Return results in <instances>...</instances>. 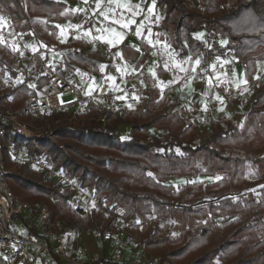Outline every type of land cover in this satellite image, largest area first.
Instances as JSON below:
<instances>
[{
	"label": "trees",
	"instance_id": "obj_1",
	"mask_svg": "<svg viewBox=\"0 0 264 264\" xmlns=\"http://www.w3.org/2000/svg\"><path fill=\"white\" fill-rule=\"evenodd\" d=\"M156 3L165 8L158 29L169 33L181 57L192 55L207 63L216 57L233 56L245 64L250 91L246 114L252 123L242 129L232 116L216 120L208 143H201L196 122H188L182 107L171 106L166 95L151 89L147 100L155 111L140 103L116 115L107 113L105 122H101V114L91 105L85 112H77L74 119L62 112L47 118L46 133L39 139L27 142L7 125L4 139L15 149L26 148L32 155L43 156L82 188L101 194L104 207L88 222L89 229L95 226L105 233L113 231L120 218L125 222L136 219L138 223L126 230L157 264H264V178L248 183L249 165L264 176V79L256 78L257 61L264 57V0ZM67 7L56 0H0V17H10L17 30L30 39L38 23L52 34L55 22L69 20L72 16ZM201 31L207 33L206 40L196 37ZM220 38L226 40L225 46ZM44 43L56 52H65L67 70L89 67L93 73L99 71V66L79 52L82 42L61 43L47 38ZM126 51L123 48L128 59ZM34 57L38 63L40 58L37 54ZM19 67L16 56L0 41V72L17 78ZM45 80L42 74L29 76L4 88L3 107H24L29 92L40 89ZM241 103L236 100L227 105L232 108ZM26 120L41 125L40 119ZM121 126L129 127L126 137ZM153 129L166 131L168 138L152 134ZM130 148L144 150L149 160L137 174L122 170ZM4 162L12 171L7 180L15 202L29 203L36 215L42 205L48 208L45 230L83 231L70 202L73 189H63L29 165L17 163L7 147ZM171 177L187 180L186 191L176 192L169 183ZM198 177L215 180L199 181ZM162 219L179 227L180 235L169 234V227L159 222Z\"/></svg>",
	"mask_w": 264,
	"mask_h": 264
},
{
	"label": "built area",
	"instance_id": "obj_2",
	"mask_svg": "<svg viewBox=\"0 0 264 264\" xmlns=\"http://www.w3.org/2000/svg\"><path fill=\"white\" fill-rule=\"evenodd\" d=\"M5 31L7 33V50L14 54L16 60L22 65L21 63L24 61L22 53L25 47L21 44L25 42L26 37L17 30L10 17ZM67 33L69 37H75L78 30L69 28ZM144 42L146 41L144 40ZM107 49H110L109 45H107ZM144 55L147 60L142 69L120 76L116 80V87L111 85V80L106 73L98 72L96 87L92 90H89L90 78L76 70H67L48 61H43L38 68L29 66L26 70L30 77L37 78L42 74L46 80L40 89H33L29 92L27 104L20 109L3 107L1 102L3 89L11 87L14 84V79L0 72V125L9 126L17 135L29 142L41 138L46 132L44 127L34 125L26 119H43L60 112L66 114L70 119H74L77 112H85L93 105L95 111L101 114V122H105L107 113L116 115L126 109L120 100V95L134 96L140 100L144 107L155 111L147 100L148 84L145 79V71L153 68V61H156L157 67L166 66L168 59L154 48L144 50ZM29 62L27 61V64ZM216 72L222 74L227 87L226 102L242 100L243 95L236 91L234 84L235 63L221 64L209 70L199 67L196 71H189L186 75L193 79L197 77L198 82L206 86L210 82L211 76ZM178 87V98L169 101V104L182 107L189 121L196 122L195 117L201 110L194 96L188 90L187 82L181 80ZM205 102L208 105L206 111L211 116L215 110V99L209 95L205 98ZM214 121L216 120L209 118V121L205 120L203 124L212 126ZM5 147L8 148L10 155L12 154V158L17 163L29 165L35 171L43 174L48 182L66 187L73 186L74 183L66 171L56 167L43 156L32 155L26 148L15 149L13 144L7 143L4 139V131L0 127V244L3 247L6 246L5 249L9 252L11 263L34 264L36 259L44 260L55 255L62 264H86L81 252L74 254L66 249L60 239V232L48 231L43 228V221L50 215L46 206H42L36 215L28 203L15 202L7 180L11 172L5 167ZM77 192L84 193L86 197L83 201L77 197L74 199V215L80 222H84L93 215L94 207L104 205V202H98V193L87 192L83 189H77ZM126 222L129 227L137 224L136 219L133 218ZM24 226L32 228L33 232L27 228L22 230L21 228ZM92 234L95 239L106 241H112L114 237L125 240L129 235L126 228L118 224L115 225L113 231L105 233L94 228ZM95 264L121 263L102 260Z\"/></svg>",
	"mask_w": 264,
	"mask_h": 264
},
{
	"label": "crops",
	"instance_id": "obj_3",
	"mask_svg": "<svg viewBox=\"0 0 264 264\" xmlns=\"http://www.w3.org/2000/svg\"><path fill=\"white\" fill-rule=\"evenodd\" d=\"M56 1L65 2L68 5L67 12L72 17L66 21L55 22V25H54L55 31L52 33V36L54 37L56 35H60L62 28L64 27H67V28L73 27L77 30L79 29V33H77V36H75L73 39L67 40L66 42H82V45L78 47V50L83 56V58L91 61L94 65L99 66L98 72L106 73L108 78H110L111 80L110 83L113 87H116L115 79L117 75L115 76L114 71L111 72V71L105 70L106 62L107 63L113 62L114 65H117L116 66L117 71H119L121 75H125L129 72L139 71L142 69L143 64L147 60V58L144 55V50L146 49L154 48L160 51L163 55L166 54L165 56L167 57L168 60H173V61H174L173 54L165 53L167 50H169V48L173 49V53L175 52L178 58H184L183 62H185L187 59H188L187 62H190L191 59L193 62H195L196 59H199V58L193 57L192 55L181 57L179 55V51L174 49L171 43V40H170L169 33L158 29L160 22L165 17V8H162V9L159 8L157 6L156 0H121L122 2H127L131 5H139V8L134 7L132 12H129L126 9L117 7L115 3L109 4L108 0H103V3L100 4L99 8L97 7V0H87V1L92 2V6H90V9L83 7V4L81 2L82 0H56ZM149 8H152L153 10L150 12ZM101 11H104L108 14L109 16V19L107 20L108 23H105L104 22L105 20L101 19L102 18V16L100 15ZM116 19H119L122 22L134 20L135 23L130 24L127 28H123L121 27L120 24L112 23V20H116ZM113 28L115 30L122 31V35L117 41H112L110 39V37H112V33L111 31H109V29H113ZM138 28L140 29V33H141L139 35L137 34ZM198 35H201V38ZM196 37L199 40H206L208 38V35L205 31H201V32L196 33ZM59 38H60L59 36L54 37L55 40H58ZM144 40L146 42H144ZM61 43H64V42H61ZM107 45H109L110 48L113 49L112 52H108ZM225 45H226V40H225V44L222 46H225ZM123 48H127L126 54H127L128 59H125L124 57ZM91 53H94L95 56H92ZM233 58L236 59L235 57ZM224 60L225 62L227 61L224 58L216 57L207 63H208V66L210 65V67L214 69L218 65H220L217 63H219L220 61H224ZM67 61H68L67 57L66 59H63L64 66L67 63ZM175 63H178V62L175 61ZM207 63H203L200 60V64L199 65L195 64L194 68L197 69L201 67L204 69L205 67L204 66L202 67L201 64L207 65ZM152 64H153V68L145 71V79L148 84V91L151 89H157L161 95L167 96L168 101H174L175 99L178 98V94H179L178 84L173 86L171 92L169 93L166 92L164 94L162 93V91L166 89V87L168 86V83L166 82L168 77L170 76V72H166L168 70V67L167 66L157 67L155 65L156 61H153ZM192 69H190V71H192ZM245 69H246L245 64L237 60L236 70L237 71L239 70L240 74H238V76L239 77L241 76V78L244 81H246L245 76H244ZM76 71L90 78V89L89 90H92L96 87V82L98 80V77H97L98 72L93 73L91 71V68L89 67H85V68L79 67V68H76ZM159 72H161L162 77H159ZM188 72L189 70L185 72L184 76L181 77V80H185L187 82V88L191 92V94L194 96V99L196 103L198 104L201 111H204V109L205 110L207 109V105L205 102V98L207 95H212L216 99L218 104L220 105L218 113L220 112V110L223 111L224 109L228 108V105L224 102L225 87H224L223 76L221 73L216 72L214 74V78L216 80L215 83L217 84L216 86H213V85L204 86L198 82H197L198 84H195V79L188 77L186 75ZM158 79L161 80L162 82L160 81L159 83ZM156 82H157L158 88L155 86ZM235 83H236V77H235ZM120 100H122V102L123 101L126 102L125 100H127V98H125V95H120ZM236 105H240V104H236ZM236 105H234L232 108H234ZM229 116L235 117L233 115H229ZM203 117H204V113L202 114L199 113L197 119L201 120ZM227 117H224V118H227ZM196 126L200 127V123L197 122V120H196ZM196 126H195V131L197 130ZM128 131L129 129L127 128V133ZM203 132L205 135L207 133L209 135L211 134V130H206V132L204 130ZM26 228L29 231L31 230L33 232L32 228H28V226H26ZM26 228L24 226L21 229L26 230ZM62 233H64V231H62L60 234ZM79 233L80 232L67 233V235H69L68 240H70L71 246L75 249H84L85 251L93 249L94 251H96L95 254L100 253V255L102 256V254L104 253V249L102 250V252L99 251L100 249L99 243L92 240L90 236H84L82 235L83 233L82 234H79ZM51 256L53 257L54 255H51ZM48 260H50V258H48ZM1 263L6 264L3 262ZM39 263L36 262V264H39Z\"/></svg>",
	"mask_w": 264,
	"mask_h": 264
},
{
	"label": "rangeland",
	"instance_id": "obj_4",
	"mask_svg": "<svg viewBox=\"0 0 264 264\" xmlns=\"http://www.w3.org/2000/svg\"><path fill=\"white\" fill-rule=\"evenodd\" d=\"M83 4L84 8L90 9V6H92V2L87 1L85 2V0L81 1ZM122 2V1H121ZM3 18L2 21H0V41L5 44L6 43V38H7V33H6V24L9 21V17L8 16H1ZM102 20H105L103 17L101 18ZM105 23H108L107 20L104 21ZM73 28V27H70ZM69 27H64L62 28L61 34L60 35H56L54 37L59 36L60 38L57 40L59 42H66L67 40L73 39L74 37H69L68 36V31ZM66 32H65V31ZM120 32V36H116L112 33V37H110V39L112 41H117L121 35H122V31H118ZM78 33H79V29H78ZM66 34V35H65ZM77 36V35H76ZM201 38V35H198ZM52 34L48 31L45 30V26L42 23H38L34 30H33V35L31 36L30 39H25V42H23L21 45L25 47V50L22 53V59L24 60L20 65V75L17 78H13L14 79V84L12 86H15L16 84L24 81L25 79H27V77H29L28 72L26 70L27 67L32 66V67H40L41 63L43 61H48L51 62L55 65H58L60 67H64L63 64V59H66V55L65 52H56L51 48H48L44 41L45 39L49 38V39H54V37L52 38ZM109 37V36H108ZM220 43L221 45L225 44V39L220 38ZM112 48L108 49V52H112L113 49ZM168 51V52H167ZM165 53L167 54H173V60H168L166 66L168 67V70L166 72H170V76L167 79V83L168 86L166 87V89H164L162 91V93H169L172 91L173 86H175L176 84H179L181 81V77L184 76L185 72L187 70L190 71V69L195 67V62L191 61L187 62V60L185 62L184 58H178L177 54H175V52L173 53V49L169 48V50H167ZM37 54L38 58H40V61L38 63L35 62L36 58L34 57V55ZM63 54V55H61ZM166 55V54H165ZM264 56V55H263ZM31 57V59L29 60V58ZM178 59V60H177ZM227 61H220L217 64H226V63H235V74L237 73V75H235L236 77V83L234 80V84H235V89L238 93H240L241 95H243V99H242V103L241 105H236L234 108H230L228 107L227 109H224L223 111L220 110V112L218 113V110L220 108V105L218 104V102L215 99V103H214V107L215 110L213 111V113H211V116L209 113H207V111L204 109V111H200V114L204 113V117L201 120H198V116L195 117V120H197V122L200 123V127H197L196 132L199 135V141L201 143H208L210 135L207 133L206 135L204 134V130L206 132V130H211V125H204L203 122L206 120L207 122L209 121V118H211L212 120H217L220 121L222 120V118L227 117L229 115H233L235 117H233L237 122L240 123V128L245 129L247 125H249V123H252V120H248L247 119V114L246 111L248 109L247 104L249 103V99H250V91H249V87L247 82L245 83V81L241 78V76L239 77L238 74H240L239 70H236V63L237 60L233 58V56H229L228 58H224ZM27 61L29 62V64H27ZM175 61H177L178 63H175ZM117 65H114L113 62H106V71H111L115 73V76L117 75L115 80H118V78L120 77V72L117 71ZM201 66L205 67V70H209L212 69L210 67V65H203L201 64ZM257 66H258V73L256 74V78H261V80L264 79V57L262 59V57L257 61ZM185 69L186 71H181V69ZM203 69V68H202ZM163 70V69H162ZM241 71V70H240ZM239 72V73H238ZM122 76V75H121ZM159 77H162L161 72H159ZM32 78V77H31ZM29 80H31L29 78ZM166 80V79H165ZM164 80V81H165ZM198 78L196 77L195 79V84H198ZM159 83L161 80H159ZM210 81L208 83V85L206 86H216L217 84L215 83V78L214 75L211 76ZM162 82V81H161ZM198 82V83H197ZM155 86L158 88L157 82L155 84ZM94 87V86H93ZM224 87H225V92H224V102L227 104L226 102V94H227V87L224 83ZM210 88V87H209ZM208 94V93H207ZM209 96V95H207ZM206 96V97H207ZM212 96V95H211ZM124 97V96H123ZM125 98H127V100H125L126 102L123 101V103L125 104L127 109H134L136 107L137 104H140V100L137 99L134 96H130V95H125ZM207 105V104H206ZM208 106V105H207ZM20 109V108H19ZM55 115L49 116V117H45L43 119H40V126L44 127V130L46 132V128L48 127V125H46V121L47 118H52ZM183 117L189 122V119L183 115ZM58 122V120L56 121V123ZM6 125H0V127L2 129L5 128ZM127 128L129 129L128 126H121L120 130L123 133L124 137L127 136ZM152 134L158 135L162 138L167 139L168 138V134L166 131H162V130H157V129H153L150 131ZM203 132V133H202ZM252 154H256L255 152H252ZM259 154H263V151H260ZM11 157L12 154H11ZM149 160L145 155V151L139 148H130L128 149L125 158H124V162H123V171L126 172H130L132 174H137L139 172V170L141 168H144L148 165ZM10 172L11 169H8ZM34 170V169H33ZM35 171V170H34ZM37 172V171H36ZM264 178L263 175L259 174L258 170L256 169V167L249 165L248 167V182L249 184H254V183H258L260 182L262 179ZM197 180L199 181H205V182H212L215 179L213 178H209V177H201V178H197ZM193 179H190L189 182H192ZM74 185L73 186H62L60 185L63 189L66 188H71L73 189V196L70 200V202L72 203V209H73V213H74V199L80 198L82 201L85 200L84 193L79 194L77 192V189H83L86 190L87 192H90L91 190L89 188H82L78 183L77 180L73 181ZM175 189L176 192H183L186 191V184L188 183L187 180L185 179H175V178H170V182H169ZM99 194V198H98V202L103 203V199L100 193ZM257 199L260 198V193L257 192L256 193ZM21 203V202H20ZM25 203V202H22ZM29 204V203H28ZM30 205V204H29ZM45 206V205H42ZM41 206V207H42ZM104 207V205H96L93 209L94 213L99 212L100 210H102V208ZM93 215L86 221L81 222L82 224V228L83 231L80 232L79 234H82L84 236H90L92 238V240L96 241L97 243H99V251L102 252V250L104 249V253L102 254V256L100 255V253L95 254L96 251L92 250H84V249H75L71 246L70 240H68L69 235H67L68 232H64L62 234H60V239L61 241L64 243L66 249L69 252H73L74 254H77L78 252H81L83 261L86 264H91L95 261L98 260H104V261H114V262H118L121 264H157V260L153 259L150 257L149 253L144 250L139 243L137 242L138 240L136 238H134L133 236H131L130 234L128 235V238L125 240H120L117 239L116 237H114V239L112 241H106V240H97L93 237L92 234V230L94 228H96L95 226H93L91 229H89L87 227L88 222L91 220V218H93ZM133 218V217H132ZM152 216H149V219H152ZM134 219V218H133ZM137 221V220H136ZM161 225H167L169 227V234H171L172 236H178L181 233V229L179 227H175V224L169 220H160L159 221ZM138 223V222H137ZM118 225L126 228L129 226L127 225V222L123 221V219H118L117 223ZM213 229H215V227H212ZM215 231L217 232V234H220V231L215 229ZM129 233V232H128ZM6 246H0V264L6 263V264H19V263H11L10 261V256H9V252L7 251V249H5ZM108 253V254H107ZM48 258H50V260H48ZM47 259L44 260H35L34 264H36V262H40L39 264H56L54 258L52 256H49Z\"/></svg>",
	"mask_w": 264,
	"mask_h": 264
},
{
	"label": "snow or ice",
	"instance_id": "obj_5",
	"mask_svg": "<svg viewBox=\"0 0 264 264\" xmlns=\"http://www.w3.org/2000/svg\"><path fill=\"white\" fill-rule=\"evenodd\" d=\"M85 2H87V0H85ZM101 3H103V0H97V7H98V8L100 7V4H101ZM108 3H109V4H113V3H115V4L117 5V7L122 8V9H126V10L129 11V12H132L134 7H135V8H139V5H131V4L127 3V2H121V0H108ZM152 10H153L152 8H149V11H150V12H151ZM134 14H135V13H134ZM100 15H101L105 20H108V19H109L108 14H107L106 12H104V11H101V12H100ZM2 20H3V18L0 17V21H2ZM112 23H114V24H120L121 27H123V28H127L130 24H134L135 21H134V20H129V21H127V22H122L121 20L116 19V20H112ZM109 31H111L115 36H120V33L117 32L114 28H113V29H109ZM137 34H138V35L141 34L139 28L137 29ZM98 38H99V37H98ZM109 42H111V41H109ZM195 64H196V65H199V64H200V60H199V59H196V60H195ZM213 67H215V66H213ZM181 71H186V70L182 68ZM192 71H196V69L193 68ZM210 82H211V81H210ZM245 83H246V81H245Z\"/></svg>",
	"mask_w": 264,
	"mask_h": 264
}]
</instances>
